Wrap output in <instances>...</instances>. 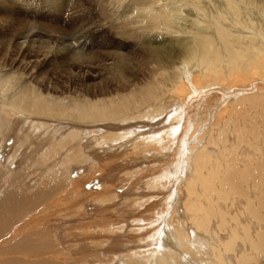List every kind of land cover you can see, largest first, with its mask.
<instances>
[{"label": "bare ground", "instance_id": "1", "mask_svg": "<svg viewBox=\"0 0 264 264\" xmlns=\"http://www.w3.org/2000/svg\"><path fill=\"white\" fill-rule=\"evenodd\" d=\"M24 1L30 12L49 0ZM88 2L71 3L82 33L43 40L28 25L0 48V148L15 123L26 129L0 155V264H98L126 236L107 264H264V0ZM103 31L121 40L111 55L93 51ZM39 58L62 59L66 75L44 74ZM113 149L128 163L120 182L149 192L127 204V225L118 192L74 175L102 174L100 153ZM149 160L160 175L145 182L135 164ZM89 207L110 215L76 234L89 249L79 258L77 240L55 231Z\"/></svg>", "mask_w": 264, "mask_h": 264}, {"label": "rangeland", "instance_id": "2", "mask_svg": "<svg viewBox=\"0 0 264 264\" xmlns=\"http://www.w3.org/2000/svg\"><path fill=\"white\" fill-rule=\"evenodd\" d=\"M88 1L89 0H49V1L46 2V4H38V5L35 2L36 8L33 7L30 4L32 6L33 10L29 12V11L26 10L27 3L24 0H0V4H3L4 5V6L0 7V48L2 47V43H5L6 42L5 40H8L9 38H12V37L21 35L23 32H25L27 30L26 28H29V26H31V25L38 26L39 27V29H40L39 32L41 34L40 35V39L42 38L43 40L46 38V32H53L52 35L55 36L56 38L57 37L58 38H61V37L71 38V37L76 36V34L82 33L83 30L85 29V24H84L85 23V20L84 19L83 20H80L78 18L77 14L73 15L74 12L73 11H70V9H71V3H74V4L77 3V5H79L78 7H79V11H80L81 10L80 7L85 6V5L86 6H89L90 5ZM11 17H13L14 19H10ZM32 17H36L37 19L36 18H33L32 19ZM34 19L37 20V23H35L33 21ZM103 36H105L107 38H105ZM93 39H94V42H93V51H95V53H97V54H103V55H111V54L115 53L116 47L119 46V42L121 43V40L120 39H114V38L110 37V33L107 32V31H103L102 33L101 32L96 33ZM109 39L112 40V41H110ZM115 40H117V41H115ZM95 43H97V44H95ZM96 45H99L101 48L99 46L97 47ZM37 47H41V46L39 45ZM37 47H35V50H37L38 52L40 51L39 52L40 53L39 55H41V52L43 51V49H42V47L40 49L37 48ZM110 48H112L113 51ZM41 49H42V51H41ZM39 59H41V58H39ZM51 61L52 62H48V61H44L43 58L41 59V62H40L41 63V71H43L44 74L45 73H49L52 76L54 74H56V73L57 74H61V75H66L64 66H67V63H65L60 58H57V59L52 58ZM89 81L90 82H95L94 78L93 79L92 78H89L88 79V82ZM98 81H100V80H98ZM15 124L12 126V128L10 127V131L8 132V134L4 138V147L0 148V151H1L0 155H8L11 152L12 146L14 145V148L16 147L15 142H16V135H17V133H21V135H22V134H24L26 132V129L24 127H22L24 125V123L18 122V123H15ZM47 127H49V126H46L45 128H42V129L38 130L34 134H38L39 135L40 132L42 130H45ZM55 127H56V129H58L57 126H55ZM144 130L145 129H142V128L133 129L132 130V133H133V135H136L137 132L144 131ZM163 134L164 133H157L154 138L157 139V138H159V135H163ZM199 137H200V134L196 137L195 140H198ZM88 139L91 140L90 137H88ZM205 139H206V141L209 140V138H207V136L205 137ZM36 143L38 145L41 144L39 142H36ZM92 147L93 148H96V146L94 144H93ZM188 148H189V146H188ZM178 151H179V153H178L177 156L182 157V154L180 153V148L178 149ZM113 154H114V149H113V151L112 150L111 151H107V153L106 152L100 153V156L103 157L102 158L103 160H101V162H100L101 163L100 164V168L101 169L102 168L105 169V171H103L104 169H102V171H103L102 174L104 173L103 175L102 174H98V173H101V171H99L97 174L96 173H94V174L93 173H90L88 171V168H82V169H80V171L76 170L75 173H74V175L76 176V179L83 180L82 182H80V184H83L84 185V182H85V184L88 182L87 185H90V186L93 185L94 188H95V190L97 191V193L98 192H101V190L103 188H105V187H111L113 190H115L116 192H118L121 195V199H122V200H120V203L123 205L122 206L119 203V207L120 208L117 207L118 211L121 209L119 211L120 213H119V217L118 218L119 219H122L121 222L124 223L125 225H127V223H129L132 220L131 217L134 214L133 213V210L131 209L133 207H126L127 204L130 203L133 199H136V198H139V197H144L145 198V196L149 192L146 189L147 188V185L143 184L141 186V184L144 183L143 181H141L142 183H140V181H138V184H135L134 185L135 187H131V188H130V185H132V184H128L126 186V184H122L123 182L122 183L120 182V181H122V180H120V177H122V174L121 173H122V171H125L126 168H128L127 167L128 166V163L127 164H124V165H121L119 162H113V161H117L118 160L116 157H113ZM116 155L117 156H120V154L119 155L116 154ZM10 163H11V161H9V164ZM19 163H21V165H23L24 164V158H22L19 161H17L16 170H17V168L19 166ZM142 163L143 162L140 161V162H137L135 165L139 166V169H140L139 172L142 173L144 175V177H145V179L143 178L144 181L145 180L147 181L148 180V177H149V179H151V176L152 175H153V177H158V175H160L159 174V169L157 171V173H158L157 175H155V172L156 171L154 170L155 168H158L159 167L158 164H155V162H153L152 160L146 161L143 164ZM181 165H182L181 166L182 172L183 173H186V171H188V173H189V163H188V157H187V155H184L183 162H182ZM167 167H168V165H166L164 167V169H167ZM112 170H114L113 171L114 173H112ZM119 170L120 171L122 170V171L120 172ZM26 171H27V169L25 167H23V166L20 167V174H21L22 177L24 176V172H26ZM180 178H182V175L180 176ZM136 185H137V187H136ZM139 187L140 188L143 187L142 188V191H143L142 193H141V191H140L141 189ZM135 189L136 190L138 189L137 192L135 191ZM173 192H174V190L172 191V193ZM157 193H158V196L156 197V199H159L160 200L159 197H162L163 198V196L159 192H157ZM159 194H160V196H159ZM147 197L148 196H146V198ZM123 203H125V204H123ZM127 208H129L131 210L128 211ZM86 210L88 212V216L86 215L85 218L82 217L83 219L80 218L78 215L77 216L70 215L69 218L66 217L67 220H64L65 219L64 217L63 218L61 217L63 219V221H62L61 218L59 219L60 220L59 221V225H57L58 226V229L55 231V233L57 235V238L60 241L69 243V244H66V246H71L72 243H74L75 240H77V242H76V243H78L77 246H76L77 248L74 247L75 250L77 249V251H76L77 253L75 252L73 255H76L79 258H81V255L82 254H84V255L86 254L85 255V257H86L87 256L86 249L87 250H89V249L87 248V245L85 243H83V241L80 240L76 236V234H78L79 232L81 234L82 233L85 234L87 232H90V230H88L90 228V226H96L97 227V225H95V224H98V225L100 224V216L101 215L102 216H105V215L107 216L109 214V213H101L100 209H97V208L95 209L94 207L86 208ZM124 214H125V216H124ZM150 215L147 212L144 214V216H146V217H148ZM77 218L79 219L78 221L81 222V223H79L77 221ZM125 218H126V220H125ZM168 218L169 217H166V220ZM68 219L70 220V222H69ZM96 219H98V220H96ZM91 220H93L94 223ZM72 221H74V222H72ZM84 223H85V225L87 224L85 227H84ZM92 223H93V225H92ZM65 224H67V226ZM80 224L82 225V227H81ZM64 225H65V228H62V226H64ZM78 225H80V226H78ZM69 227H71V228H69ZM76 227H77V229H76ZM61 228H62V230H61L62 232L59 230ZM66 229H67V231H66ZM68 229L71 232V234H73L75 232L76 233L70 237L71 234L68 233L69 232ZM72 229H74V230H72ZM58 230H59V233H57ZM133 232H131V234L134 235V233H136V232H134V233ZM164 232H166V230ZM62 235H63L64 238L61 237ZM65 236H66V239L69 240V241H71V242L66 241ZM67 236H68V238H67ZM72 240H74V241H72ZM100 241H103V240L102 239L101 240L99 239V240H97L96 243H98ZM127 242H128L127 236H126V238L124 237L123 239L122 238L118 239V242L117 243H114L116 245H115V247H114V249H113L112 252L107 253L104 257H102L100 255L102 261L98 262V264H107V263H110V260H114V257L117 256V252H119V251L122 252V253H124V249H125V245H126L125 243H127ZM158 242L159 243L161 242V244L163 245V243H162L163 242L162 237L159 239ZM85 245H86V247H85ZM81 246H82V249H81ZM122 247H124V248H122ZM162 253H159V256ZM143 259H145V261H149L151 264H156V262H155L156 260L155 259H153L152 261L149 260L148 258H143ZM114 262H118V261L116 260ZM91 264H97V263L92 262ZM121 264H125L124 261H122ZM206 264H209V263L206 262Z\"/></svg>", "mask_w": 264, "mask_h": 264}]
</instances>
